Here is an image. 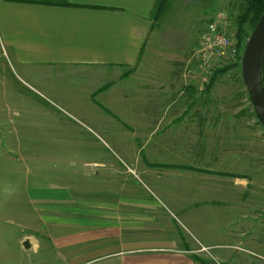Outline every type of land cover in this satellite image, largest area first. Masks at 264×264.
<instances>
[{"label":"crops","instance_id":"0c3cea01","mask_svg":"<svg viewBox=\"0 0 264 264\" xmlns=\"http://www.w3.org/2000/svg\"><path fill=\"white\" fill-rule=\"evenodd\" d=\"M155 3L0 0V42L27 83L81 71L125 80L138 73L144 84L160 74L165 43L191 37L155 25ZM172 132L164 131L166 145L157 132L158 144L140 157L131 149L119 156L108 147L78 148L48 167L50 156L39 164L26 154L24 184L10 165L11 177L0 182V264H199L179 231L197 229L190 220L213 201L196 199L195 175H188L195 173Z\"/></svg>","mask_w":264,"mask_h":264},{"label":"rangeland","instance_id":"374dc122","mask_svg":"<svg viewBox=\"0 0 264 264\" xmlns=\"http://www.w3.org/2000/svg\"><path fill=\"white\" fill-rule=\"evenodd\" d=\"M243 10L244 0H167L154 24L191 37L165 43L168 56L160 74L147 76L144 84L138 73L125 80L81 71L27 83L0 42V182L9 180L7 169L14 164L16 180L24 184L26 154L39 164L50 156L48 167H57L62 156L76 157L78 148L108 147L119 156L131 149L140 157L146 146L158 144L157 132L166 145L171 137L164 131H174L173 145L195 167L188 175H195L196 199L213 201L211 208L198 202L196 208L205 212H196V223L188 221L197 229L182 228L180 235L208 264H264V129L243 84L241 64L211 57V72L204 75L195 56L210 19L228 17L234 34Z\"/></svg>","mask_w":264,"mask_h":264},{"label":"water","instance_id":"95a60500","mask_svg":"<svg viewBox=\"0 0 264 264\" xmlns=\"http://www.w3.org/2000/svg\"><path fill=\"white\" fill-rule=\"evenodd\" d=\"M264 62V11L259 17L241 56V77L256 118L264 129V90L261 82Z\"/></svg>","mask_w":264,"mask_h":264},{"label":"built area","instance_id":"2783aa9c","mask_svg":"<svg viewBox=\"0 0 264 264\" xmlns=\"http://www.w3.org/2000/svg\"><path fill=\"white\" fill-rule=\"evenodd\" d=\"M233 25L226 16L213 17L201 32L199 49L196 51L200 71L204 75L211 72V57L223 60H235L237 48L233 42ZM204 53L202 58L201 54Z\"/></svg>","mask_w":264,"mask_h":264},{"label":"trees","instance_id":"16d2710c","mask_svg":"<svg viewBox=\"0 0 264 264\" xmlns=\"http://www.w3.org/2000/svg\"><path fill=\"white\" fill-rule=\"evenodd\" d=\"M166 2L167 0H156L155 6L150 14L152 20L157 21L160 19L161 14L164 13L165 11ZM263 11H264V0H244V10L242 12V15L239 16L238 29L236 33L234 32L233 34V39L235 40L234 42L235 47L237 48V55H236L235 63L233 65L237 66L240 64V60H241L240 49L244 48V45L246 43V40L250 32L254 28L255 24L257 23ZM244 25H246V27H243ZM227 68L224 67L222 69H219L217 73H223L225 70H227ZM213 76L210 78L208 86L212 85V81L214 78ZM261 82L264 90V62L262 67ZM196 261L199 262V264H208L205 260H202L200 258L196 259Z\"/></svg>","mask_w":264,"mask_h":264}]
</instances>
